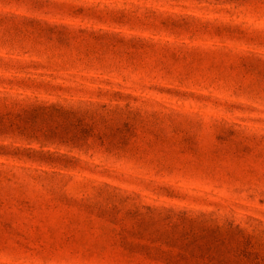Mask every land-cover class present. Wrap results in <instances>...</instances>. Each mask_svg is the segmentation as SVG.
<instances>
[{
  "label": "rangeland",
  "instance_id": "obj_1",
  "mask_svg": "<svg viewBox=\"0 0 264 264\" xmlns=\"http://www.w3.org/2000/svg\"><path fill=\"white\" fill-rule=\"evenodd\" d=\"M0 264H264V0H0Z\"/></svg>",
  "mask_w": 264,
  "mask_h": 264
}]
</instances>
